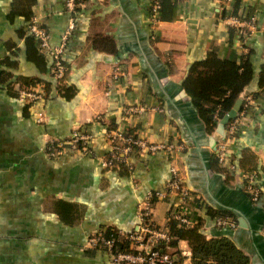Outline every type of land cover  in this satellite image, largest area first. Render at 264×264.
Instances as JSON below:
<instances>
[{
	"label": "crops",
	"instance_id": "crops-1",
	"mask_svg": "<svg viewBox=\"0 0 264 264\" xmlns=\"http://www.w3.org/2000/svg\"><path fill=\"white\" fill-rule=\"evenodd\" d=\"M12 8L37 16L52 45L74 18L61 94L51 58L40 54L29 20ZM226 14L255 17V30L228 27ZM209 54L245 60L250 73L239 93L247 92L249 105L242 112L241 102L237 116L243 118L227 141L229 172L216 160L220 119L209 129L183 86L192 67L204 71ZM37 78L47 84L48 98L35 105L20 100L16 89ZM133 105L147 110L123 115ZM108 125L181 149L133 153L129 172L107 170ZM75 129L90 135V153L66 149L50 157L47 140H66ZM172 165L193 195L191 227L199 224L206 239L229 237L251 264H264V0L224 6L220 0H161L155 24L150 0H85L72 15L64 0H0V264H110L107 252L87 250V237L107 227L136 229L139 203L165 189ZM246 173L253 175L256 201L245 190ZM179 205L176 196L152 199L153 223L167 226ZM217 212L232 215L235 227L216 226ZM169 250L191 264L186 239Z\"/></svg>",
	"mask_w": 264,
	"mask_h": 264
},
{
	"label": "built area",
	"instance_id": "built-area-1",
	"mask_svg": "<svg viewBox=\"0 0 264 264\" xmlns=\"http://www.w3.org/2000/svg\"><path fill=\"white\" fill-rule=\"evenodd\" d=\"M231 0H220L222 6L230 3ZM66 10L72 15L80 6L76 0H64ZM159 2L158 0H150V22L155 24L159 21ZM222 22L230 28L243 30L251 33L255 30V17L241 18L236 15L226 14L222 17ZM74 28V18L69 20L66 31L61 36L57 45L50 43V37L47 29L39 22L37 16H32L29 20L28 31L33 38L36 39L39 49L48 55L52 61L53 74L56 79H60L65 71L63 61V53L66 41ZM18 97L26 103L35 105L46 97V92L41 84L26 87L19 91ZM246 103L249 97H245ZM147 110L142 105L128 106L122 109L125 116H135ZM239 115V114H238ZM43 112H37V121H42ZM239 122L238 116L230 120L225 126V135L222 140L217 143L216 156L219 163H224L227 153V141L233 136L236 126ZM91 137L88 133H82L77 129L73 130L66 140H56L50 138L47 140L46 152L50 157H58L62 155L66 149L70 151H80L84 154L90 153ZM106 142L108 145V153L102 158V165L107 170L120 169V164L126 165L129 170L132 169L130 156L133 153L147 152L155 154L157 152L171 153L181 149L179 145L172 143H164L160 141H151L144 137L127 134L120 129L106 130ZM253 175L247 176V191L251 194L254 201L258 199L259 192L252 185ZM170 196H176L180 205L173 209L168 218L176 221L185 228L192 226L193 222L188 216V205L193 201V195L183 183V177L179 169L170 166V177L166 182L163 191L149 192L145 199L138 205V227L131 231H122L127 241L133 246V251H119L113 253L111 247L113 240L105 239V237L97 232L91 233L87 237L86 244L91 248L105 247V251L109 256L110 264H176L177 256L172 252L160 250L157 245L161 241H168L171 236L167 229L157 226L151 219L152 199H166ZM218 227H235V221L220 217L215 221ZM182 264V263H181Z\"/></svg>",
	"mask_w": 264,
	"mask_h": 264
},
{
	"label": "trees",
	"instance_id": "trees-1",
	"mask_svg": "<svg viewBox=\"0 0 264 264\" xmlns=\"http://www.w3.org/2000/svg\"><path fill=\"white\" fill-rule=\"evenodd\" d=\"M76 1L81 3L85 0ZM158 2L160 6V13L161 0H158ZM13 11L23 15L27 20H30L31 18V12L29 9L23 10L22 13H19V10L16 8ZM40 54L44 55L43 52ZM201 64L204 71L198 70L196 65L192 67L183 80V86L189 94L192 104L198 110L204 122L208 125V128L212 129L215 126V121L220 119L230 110L235 99L242 91L243 87L248 83L250 73L249 70L247 71V62L245 60L235 62L231 60L218 59L213 54H209ZM64 65L65 71L59 80L54 77L52 64L50 68L51 78L54 80L56 90L60 94L66 86L68 73V66L65 63ZM43 83L45 82H43L40 78L34 79L26 85L19 86L16 89V94L18 95L19 91L26 87L41 84L46 92L45 98L47 99L50 92L46 87L47 84L45 83L44 85ZM248 105V102L246 103V101H244L241 111L243 112V109H245ZM238 118L241 120L243 115ZM107 129L113 130L115 127H113V125H111V127L108 125ZM125 132L130 135H136L132 130H126ZM216 160L218 159L216 158ZM219 164L224 172L231 171L230 166L232 163L229 155H227L224 163ZM120 166L121 169H124L127 172L130 171L126 165L120 164ZM248 175L249 173L244 174V183L246 186ZM245 190L247 191V187H245ZM217 217L228 218L233 216L227 214L226 212H217ZM198 225L199 224H195L193 227L185 228L171 218H168L167 226L161 227L169 231L171 238L166 242H159L157 248L171 252L169 248H174L175 241L179 238H184L188 242L190 248L191 264H251L249 256L232 239L227 236L206 239L204 234L199 230ZM98 231L105 237V239L113 240L111 247V251L113 253L119 251H133L132 244L127 241L125 235L122 234L123 232L120 229L116 227H107ZM90 249H100L105 251V247H89L87 250ZM175 263L181 264V260L178 258Z\"/></svg>",
	"mask_w": 264,
	"mask_h": 264
},
{
	"label": "water",
	"instance_id": "water-1",
	"mask_svg": "<svg viewBox=\"0 0 264 264\" xmlns=\"http://www.w3.org/2000/svg\"><path fill=\"white\" fill-rule=\"evenodd\" d=\"M246 96H247V92L243 91L239 95V97H238L237 101L235 102V104L233 105V107L220 118V120L218 122V130L214 134V138H213L215 150H216L217 143L224 138L225 126L227 125V123L230 120H232L235 117H237L238 111L240 109L241 102L244 100V98Z\"/></svg>",
	"mask_w": 264,
	"mask_h": 264
}]
</instances>
